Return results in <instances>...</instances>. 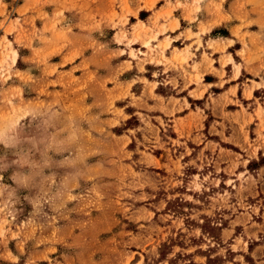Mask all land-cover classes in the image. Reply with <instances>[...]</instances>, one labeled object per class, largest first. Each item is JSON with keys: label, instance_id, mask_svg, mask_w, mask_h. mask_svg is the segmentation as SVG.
Instances as JSON below:
<instances>
[{"label": "rangeland", "instance_id": "rangeland-1", "mask_svg": "<svg viewBox=\"0 0 264 264\" xmlns=\"http://www.w3.org/2000/svg\"><path fill=\"white\" fill-rule=\"evenodd\" d=\"M0 264H264V0H0Z\"/></svg>", "mask_w": 264, "mask_h": 264}, {"label": "crops", "instance_id": "crops-1", "mask_svg": "<svg viewBox=\"0 0 264 264\" xmlns=\"http://www.w3.org/2000/svg\"><path fill=\"white\" fill-rule=\"evenodd\" d=\"M170 23H173V24H175V28H174V30H172V31H176V30H179L180 29V21H179V19H177V22H176V20H175V17H174V20H171L170 21ZM171 36V35H170ZM176 41V40H175ZM191 46L190 48H193L194 49V46H193V44H185L184 46H181V47H177V48H175V47H173L172 45H171V43H170V45L169 46H167L166 48H165V52L166 51H169L171 54H176V55H178L177 53H179V52H181V56H184V54H185V50H186V48L188 47V46ZM203 45V44H202ZM193 49H191L190 51H191V53H192V55L193 56H190L188 59H187V62H188V64H189V67L190 66H192V64L193 63H198L197 65H198V67H199V69L200 70H202L203 69V56H201L200 57V55H201V53L199 52V59L197 58V56H196V52L199 50V48H195V51L193 50ZM200 51V50H199ZM193 58L194 59H196V60H194L193 61ZM217 61H221V56L219 57H216L215 58ZM215 60V61H216ZM227 63V64H226ZM225 63V65H230L231 66V62L230 61H228V62H226ZM240 75H241V73L240 74H238L236 77H234L233 78V81H236L239 77H240ZM201 76H203V75H201ZM233 85L234 84H230V85H228L227 86V89L226 90H228L229 88H231V87H233Z\"/></svg>", "mask_w": 264, "mask_h": 264}, {"label": "bare ground", "instance_id": "bare-ground-1", "mask_svg": "<svg viewBox=\"0 0 264 264\" xmlns=\"http://www.w3.org/2000/svg\"><path fill=\"white\" fill-rule=\"evenodd\" d=\"M15 53V52H14ZM15 55V54H14Z\"/></svg>", "mask_w": 264, "mask_h": 264}]
</instances>
